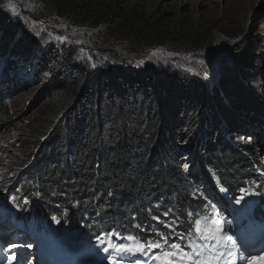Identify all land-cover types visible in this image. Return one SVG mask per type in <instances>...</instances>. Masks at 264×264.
<instances>
[{
  "label": "trees",
  "instance_id": "16d2710c",
  "mask_svg": "<svg viewBox=\"0 0 264 264\" xmlns=\"http://www.w3.org/2000/svg\"><path fill=\"white\" fill-rule=\"evenodd\" d=\"M37 2L42 19L53 6L75 24H103L137 43L180 36L196 47L207 32L185 29L157 4ZM249 19V40L231 48L230 64L214 61L217 80L203 81L169 66L120 60L92 69L74 59L71 47L40 48L19 29L16 13L0 7V114L13 99L10 70L18 62L46 74L52 92L47 119L23 130L20 159L5 171L19 184L9 185L0 219H21L49 240L90 246L117 232L188 239L213 210L207 188L222 192L225 202L251 194L264 227V0ZM242 132L250 141L235 142Z\"/></svg>",
  "mask_w": 264,
  "mask_h": 264
},
{
  "label": "rangeland",
  "instance_id": "374dc122",
  "mask_svg": "<svg viewBox=\"0 0 264 264\" xmlns=\"http://www.w3.org/2000/svg\"><path fill=\"white\" fill-rule=\"evenodd\" d=\"M133 4H157L168 13L167 17L173 18L175 23H181L185 29L197 28L205 29L206 36L196 47L192 46L188 40L182 37H170L166 40L153 38L151 42H134L118 33L109 32L103 24L95 26L93 24H75L64 15L59 14L57 9L49 6L44 19L42 7L44 5L37 0H11L15 5L16 15L19 18V29L27 31L37 40L43 49L44 45L53 44L59 48H73L74 59L81 61L92 69L106 66L107 63H117L119 60L127 63L143 66H169L182 74H188L203 81L217 80L214 61L223 60L230 64V51L232 47L242 45L249 40L247 28L251 24L249 16L254 13L261 0H131ZM6 3L7 0H2ZM41 7V8H40ZM10 12V11H9ZM39 16V17H38ZM249 21V22H248ZM254 28V27H253ZM250 30V27L249 29ZM246 51V50H245ZM245 54V52H244ZM38 55V54H37ZM4 58L0 57V72L4 64ZM35 64V62L33 63ZM222 64V63H221ZM19 69H11L13 77V99L6 102V110L0 114V204L5 201L9 205V193L11 188L19 183L14 182V174H5L9 168L16 164L15 160L20 159L21 137L23 130L30 127L34 119H47L48 108L45 102L51 93L47 95V86L50 82L46 74H34L33 66L17 63ZM221 69V68H220ZM43 70V69H42ZM222 73L225 69L220 70ZM11 81V80H10ZM11 83V82H10ZM187 104V102H186ZM235 142L250 141L246 132L235 137ZM23 174L20 175L22 177ZM17 187V186H16ZM208 200L214 208L213 220L224 223L222 229L225 235L231 236L232 240L228 246H234L233 256L225 253L220 264H248L247 259H241L246 253L257 258L251 264H264V246H260V252H249L255 244L248 245L239 224L242 218L251 216L254 207L258 205L251 194H243L237 199L224 200V194L220 196L211 189H205ZM5 200V201H4ZM262 206L264 204V199ZM225 202V203H223ZM232 203V204H231ZM0 205V206H1ZM213 220L205 218L199 221L203 231L214 228ZM20 222L21 219H20ZM255 220L250 221L249 231L257 234H264V230L258 227ZM3 228L0 226V242L3 253L8 257L9 245H16L11 249L16 254L12 260L7 259L6 264H41L40 254H45L48 258H53L56 254L67 255L70 250V240L65 237V242H55L49 239L32 238L28 229L23 226L18 229ZM197 226V223H196ZM246 231V234H251ZM197 233V232H196ZM198 234V233H197ZM257 241V240H256ZM120 243V240L115 241ZM210 243V242H209ZM27 246V247H25ZM104 245L97 243L96 248L101 251ZM223 248L224 245H221ZM152 254L142 255L138 261L142 264H157V260L151 258ZM201 257V259H205ZM92 260V259H89ZM127 261L132 264H140L130 257ZM100 261H94L93 263ZM126 262V258L123 259ZM102 263V262H100ZM185 264H188L185 261ZM214 264V262H213Z\"/></svg>",
  "mask_w": 264,
  "mask_h": 264
},
{
  "label": "snow or ice",
  "instance_id": "6c2138e0",
  "mask_svg": "<svg viewBox=\"0 0 264 264\" xmlns=\"http://www.w3.org/2000/svg\"><path fill=\"white\" fill-rule=\"evenodd\" d=\"M0 7L15 13V5L11 0H7L6 3L0 5ZM243 191V189L241 190ZM14 199V198H13ZM27 199L24 200V204H28ZM236 203H240V200L237 199ZM167 212L164 213L167 216ZM53 221H57V217H52ZM224 223L220 222L218 219L213 220L214 228L208 229L206 232L203 231L200 227L199 221H197L196 232L200 234V238L205 243L200 244L198 247L196 245H186L185 247L190 248L191 251H185L180 243H168V238L160 236L158 239H149L147 237H140L139 235H127L123 236L119 232L109 234L107 240L105 238H100V244L104 245L102 251L107 254V258L110 261V264H123V258L125 256H135L148 255L152 254L154 249H161L160 255L153 254L151 258L153 260H160L161 264H185V261L188 264H220V261L224 259L225 253L228 256L235 255L234 246L229 247L226 242L232 240L231 236L225 235ZM165 227H170L169 224H165ZM143 231V230H142ZM219 233V235H217ZM115 236L117 240H120V243H115L112 239V236ZM159 235V234H157ZM182 238V237H181ZM163 241V243H161ZM211 242V243H209ZM221 245H224L222 248ZM16 245H9L10 255L6 258L12 260L15 258L16 254L11 251ZM27 247V246H25ZM165 248L170 250H165ZM201 259V257H205ZM257 257L253 256L250 253H246L241 257V259H247L248 264H251L252 260ZM147 264V262H145Z\"/></svg>",
  "mask_w": 264,
  "mask_h": 264
},
{
  "label": "bare ground",
  "instance_id": "6f19581e",
  "mask_svg": "<svg viewBox=\"0 0 264 264\" xmlns=\"http://www.w3.org/2000/svg\"><path fill=\"white\" fill-rule=\"evenodd\" d=\"M260 246H264V236L260 239L258 244L255 247H253V249H251L249 252H253V251H255L256 253L260 252ZM254 256L257 257V254H255Z\"/></svg>",
  "mask_w": 264,
  "mask_h": 264
}]
</instances>
